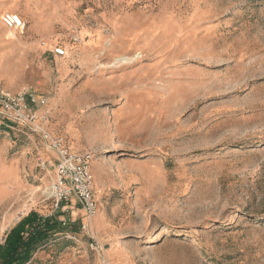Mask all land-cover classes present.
<instances>
[{
	"label": "rangeland",
	"instance_id": "374dc122",
	"mask_svg": "<svg viewBox=\"0 0 264 264\" xmlns=\"http://www.w3.org/2000/svg\"><path fill=\"white\" fill-rule=\"evenodd\" d=\"M0 85L98 166L90 217L41 134L0 122V244L31 212L62 225L28 264H264V0H0Z\"/></svg>",
	"mask_w": 264,
	"mask_h": 264
},
{
	"label": "built area",
	"instance_id": "2783aa9c",
	"mask_svg": "<svg viewBox=\"0 0 264 264\" xmlns=\"http://www.w3.org/2000/svg\"><path fill=\"white\" fill-rule=\"evenodd\" d=\"M1 19L9 29H24L26 26V21L18 13L5 12ZM54 54L62 57L66 55V49L58 46ZM46 100L45 97H38L29 87L13 92L0 85V122L28 126L33 132L41 134L56 155L55 161L51 160L49 164L53 163L55 167L52 191L58 204L75 199L85 213L93 217L98 213L100 203L92 170V156L75 151L64 135L54 134L47 125L42 124L48 118L47 112L40 113ZM46 162L43 164L46 165Z\"/></svg>",
	"mask_w": 264,
	"mask_h": 264
},
{
	"label": "trees",
	"instance_id": "16d2710c",
	"mask_svg": "<svg viewBox=\"0 0 264 264\" xmlns=\"http://www.w3.org/2000/svg\"><path fill=\"white\" fill-rule=\"evenodd\" d=\"M61 227L52 217L29 213L10 229L4 243L0 244V264H28Z\"/></svg>",
	"mask_w": 264,
	"mask_h": 264
},
{
	"label": "bare ground",
	"instance_id": "6f19581e",
	"mask_svg": "<svg viewBox=\"0 0 264 264\" xmlns=\"http://www.w3.org/2000/svg\"><path fill=\"white\" fill-rule=\"evenodd\" d=\"M137 57H138V56H137ZM135 58H136V56H135V57L122 56V57H120V58H118V59L116 60V63H117V64H126V63H128V62L134 60Z\"/></svg>",
	"mask_w": 264,
	"mask_h": 264
},
{
	"label": "crops",
	"instance_id": "0c3cea01",
	"mask_svg": "<svg viewBox=\"0 0 264 264\" xmlns=\"http://www.w3.org/2000/svg\"><path fill=\"white\" fill-rule=\"evenodd\" d=\"M97 168H98L97 164L94 165V168H93L94 171H93V173H95L96 178L98 177ZM93 169H92V170H93ZM95 176H94V177H95ZM96 178H95V179H96ZM95 185H96V189H98V186H97V184H96V180H95Z\"/></svg>",
	"mask_w": 264,
	"mask_h": 264
}]
</instances>
